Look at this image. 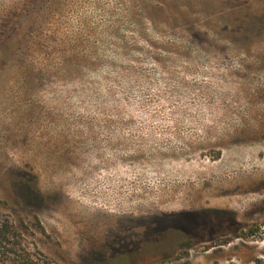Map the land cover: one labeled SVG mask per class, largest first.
Returning <instances> with one entry per match:
<instances>
[{"label": "rangeland", "instance_id": "obj_1", "mask_svg": "<svg viewBox=\"0 0 264 264\" xmlns=\"http://www.w3.org/2000/svg\"><path fill=\"white\" fill-rule=\"evenodd\" d=\"M0 216L57 264H264V0H0Z\"/></svg>", "mask_w": 264, "mask_h": 264}, {"label": "trees", "instance_id": "obj_2", "mask_svg": "<svg viewBox=\"0 0 264 264\" xmlns=\"http://www.w3.org/2000/svg\"><path fill=\"white\" fill-rule=\"evenodd\" d=\"M0 264H57L41 251H31L22 243L12 223L0 216Z\"/></svg>", "mask_w": 264, "mask_h": 264}, {"label": "bare ground", "instance_id": "obj_3", "mask_svg": "<svg viewBox=\"0 0 264 264\" xmlns=\"http://www.w3.org/2000/svg\"><path fill=\"white\" fill-rule=\"evenodd\" d=\"M262 174H263V173H262ZM262 174H261V175H262ZM254 175H256V176H257V174H254ZM259 176H260V175H259ZM262 176H263V175H262ZM253 177H254V176H253ZM241 191H242V194H245V193H246V191H247V188H244V187H243Z\"/></svg>", "mask_w": 264, "mask_h": 264}]
</instances>
